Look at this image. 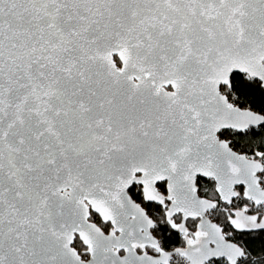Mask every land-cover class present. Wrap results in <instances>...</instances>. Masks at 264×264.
Listing matches in <instances>:
<instances>
[{
	"label": "snow or ice",
	"instance_id": "obj_1",
	"mask_svg": "<svg viewBox=\"0 0 264 264\" xmlns=\"http://www.w3.org/2000/svg\"><path fill=\"white\" fill-rule=\"evenodd\" d=\"M0 264H264V0H0Z\"/></svg>",
	"mask_w": 264,
	"mask_h": 264
}]
</instances>
